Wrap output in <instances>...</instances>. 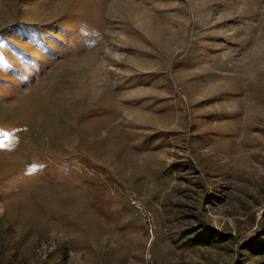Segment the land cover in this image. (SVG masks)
<instances>
[{
	"label": "rangeland",
	"instance_id": "obj_1",
	"mask_svg": "<svg viewBox=\"0 0 264 264\" xmlns=\"http://www.w3.org/2000/svg\"><path fill=\"white\" fill-rule=\"evenodd\" d=\"M110 1L0 0V264L249 261L240 246L264 231V0H148L169 5L172 33L138 43L111 33ZM203 224L227 241L184 244L179 227Z\"/></svg>",
	"mask_w": 264,
	"mask_h": 264
},
{
	"label": "bare ground",
	"instance_id": "obj_2",
	"mask_svg": "<svg viewBox=\"0 0 264 264\" xmlns=\"http://www.w3.org/2000/svg\"><path fill=\"white\" fill-rule=\"evenodd\" d=\"M129 2L131 3L132 1L126 0V3L124 0L110 1L109 6L107 7V23L112 34L115 33V29L117 28L122 40L125 39V36L121 35L124 33L130 36H127V38L130 39L132 43H138L140 40L137 37V32L141 30L146 38L153 36L160 37L161 34L167 36V34L170 35L172 33L171 26L173 25V18L169 13V5L155 3V6L148 8V0H144L143 3L146 4L143 5V8L139 9L138 5H141L140 2L137 6L134 3L130 5ZM118 19H124L126 25L117 26L116 22ZM127 27L130 29L129 31ZM106 56L108 57V54H106ZM106 56L103 55L99 64L94 68L93 82L90 85L91 88L95 86L97 81H102L105 77L106 63L104 62V59ZM69 63L73 62L69 60L68 64ZM138 114L141 115L140 113Z\"/></svg>",
	"mask_w": 264,
	"mask_h": 264
},
{
	"label": "trees",
	"instance_id": "obj_3",
	"mask_svg": "<svg viewBox=\"0 0 264 264\" xmlns=\"http://www.w3.org/2000/svg\"><path fill=\"white\" fill-rule=\"evenodd\" d=\"M150 139L153 140V137ZM218 197L219 196H217V198ZM218 199H220V197ZM179 229L182 230V234L186 238L184 244H187L189 246L222 243L227 241L229 237L228 235L220 232L219 230L211 227L208 224L188 227L181 225ZM240 250L241 252L239 256L242 258L238 260H249L247 262L242 261L241 264H264V231L245 240L241 244ZM3 255L4 248L0 250V260H2Z\"/></svg>",
	"mask_w": 264,
	"mask_h": 264
},
{
	"label": "built area",
	"instance_id": "obj_4",
	"mask_svg": "<svg viewBox=\"0 0 264 264\" xmlns=\"http://www.w3.org/2000/svg\"><path fill=\"white\" fill-rule=\"evenodd\" d=\"M132 200L135 202V204L137 205V207L141 211H143L148 217H151L152 216V212H151V210H149V208L147 207V205L144 204V203H142L140 200H138L135 195H133Z\"/></svg>",
	"mask_w": 264,
	"mask_h": 264
}]
</instances>
